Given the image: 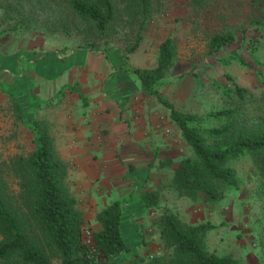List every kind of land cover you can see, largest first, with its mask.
Masks as SVG:
<instances>
[{"label":"rangeland","instance_id":"1","mask_svg":"<svg viewBox=\"0 0 264 264\" xmlns=\"http://www.w3.org/2000/svg\"><path fill=\"white\" fill-rule=\"evenodd\" d=\"M18 11L0 5V162L34 145L30 128L13 123L7 88L28 117L47 123L83 212L87 242L99 228L95 213L113 200L122 203V232L132 249L119 264L135 254L164 253L155 223L164 211L185 225L215 224L203 234L207 250L263 263L264 194L256 190L260 178L251 157L231 161L238 187L222 186L217 200L172 191L173 172L190 147L130 68L155 66L160 42L171 36L175 61L158 89L177 110L193 115L202 130L222 124L211 113L238 104L234 87L239 86L248 93L242 108L257 118L264 114V0H213L203 7L190 0H152L143 39L133 52L127 48L135 26L126 23L121 7L114 29L105 35L62 5L39 0ZM214 32H231L234 39L210 53ZM133 138L147 154L136 165ZM159 159L169 164L161 166ZM140 192H155L157 205H145Z\"/></svg>","mask_w":264,"mask_h":264},{"label":"trees","instance_id":"2","mask_svg":"<svg viewBox=\"0 0 264 264\" xmlns=\"http://www.w3.org/2000/svg\"><path fill=\"white\" fill-rule=\"evenodd\" d=\"M39 0H0L7 12L19 13L26 5ZM197 7L213 0H190ZM52 6L62 5L78 20L89 24L101 35L110 33L117 22L119 7L132 24L134 38L128 46L133 52L143 39L152 0H43ZM231 32H214L208 38L209 52L232 42ZM175 48L171 36L163 39L157 50L156 65L132 67L144 93L155 96L168 111L190 147L175 168L169 188L178 195L203 194L217 200L222 186L238 187V177L231 161L249 155L258 169L257 191L264 194V114L253 118L242 106L248 94L235 86L238 104L211 113L222 124L200 129L197 119L177 110L159 91L165 71L174 64ZM0 88H3L0 83ZM15 124H26L33 135L30 150L17 149L0 162V264H119V257L132 249L122 232V203L113 200L95 213L99 228L85 239V218L77 198L67 185V165L59 156L47 123L28 117L12 89H7ZM249 118V121H247ZM19 150V151H18ZM161 166L168 160L159 159ZM150 166V163L148 164ZM14 186V188H13ZM142 202L157 205L155 192H140ZM165 251L151 258L137 256L128 264H249L228 254H217L204 246L203 234L215 227L211 222L185 225L169 211L155 221ZM259 264H264L259 263Z\"/></svg>","mask_w":264,"mask_h":264},{"label":"crops","instance_id":"3","mask_svg":"<svg viewBox=\"0 0 264 264\" xmlns=\"http://www.w3.org/2000/svg\"><path fill=\"white\" fill-rule=\"evenodd\" d=\"M126 137H127V134L125 133L123 136H122V138H125L126 139ZM128 138H129V136H128ZM132 141H134L135 142V148L133 149V151H132V154H131V158H132V163L133 164H135V162H136V160H138V158H141L142 157V153H144L143 152V150H142V148H141V145L139 144V141H138V138H133V139H131ZM145 154V156H146V158H147V154L146 153H144ZM147 161H149L148 159H147ZM87 162L88 163H90L89 162V159L87 160ZM136 165V164H135ZM138 165V164H137ZM109 173V174H108ZM106 175L107 176H111V178L114 176L111 172H109V171H107V173H106ZM91 203V202H90Z\"/></svg>","mask_w":264,"mask_h":264}]
</instances>
